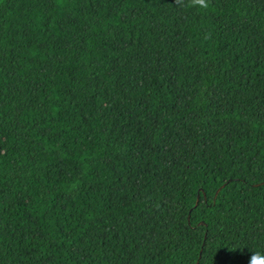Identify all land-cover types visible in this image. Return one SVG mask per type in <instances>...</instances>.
<instances>
[{
    "label": "trees",
    "instance_id": "obj_1",
    "mask_svg": "<svg viewBox=\"0 0 264 264\" xmlns=\"http://www.w3.org/2000/svg\"><path fill=\"white\" fill-rule=\"evenodd\" d=\"M208 2L0 0V264L264 255V0Z\"/></svg>",
    "mask_w": 264,
    "mask_h": 264
},
{
    "label": "clouds",
    "instance_id": "obj_2",
    "mask_svg": "<svg viewBox=\"0 0 264 264\" xmlns=\"http://www.w3.org/2000/svg\"><path fill=\"white\" fill-rule=\"evenodd\" d=\"M178 5L183 6L184 0H175ZM200 6L204 9L209 7L208 0H189L188 6ZM250 264H264V255H261L259 252L251 256Z\"/></svg>",
    "mask_w": 264,
    "mask_h": 264
},
{
    "label": "water",
    "instance_id": "obj_3",
    "mask_svg": "<svg viewBox=\"0 0 264 264\" xmlns=\"http://www.w3.org/2000/svg\"><path fill=\"white\" fill-rule=\"evenodd\" d=\"M220 188H221V186L219 188H217L216 193L219 191ZM198 198H199V195H198ZM197 201H198V199H197Z\"/></svg>",
    "mask_w": 264,
    "mask_h": 264
}]
</instances>
